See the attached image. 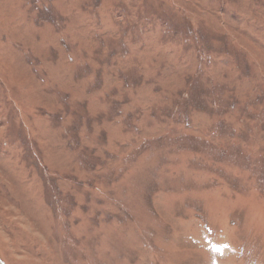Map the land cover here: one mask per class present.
<instances>
[{
    "label": "rangeland",
    "instance_id": "rangeland-1",
    "mask_svg": "<svg viewBox=\"0 0 264 264\" xmlns=\"http://www.w3.org/2000/svg\"><path fill=\"white\" fill-rule=\"evenodd\" d=\"M0 264H264V0H0Z\"/></svg>",
    "mask_w": 264,
    "mask_h": 264
},
{
    "label": "snow or ice",
    "instance_id": "snow-or-ice-1",
    "mask_svg": "<svg viewBox=\"0 0 264 264\" xmlns=\"http://www.w3.org/2000/svg\"><path fill=\"white\" fill-rule=\"evenodd\" d=\"M217 251H220L219 249H216Z\"/></svg>",
    "mask_w": 264,
    "mask_h": 264
}]
</instances>
